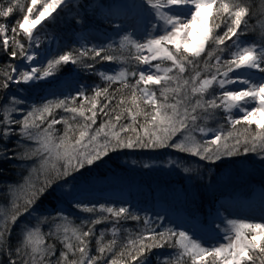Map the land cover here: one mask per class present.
<instances>
[{
  "label": "snow or ice",
  "instance_id": "1",
  "mask_svg": "<svg viewBox=\"0 0 264 264\" xmlns=\"http://www.w3.org/2000/svg\"><path fill=\"white\" fill-rule=\"evenodd\" d=\"M73 4L74 0L0 2V18L5 21L16 9L22 13L11 35L9 25L0 23V53L7 57L0 64V164L27 165L22 182L3 190L7 202L0 203V264H150L153 250L165 248L172 251L157 254L156 264H264V220L228 219L220 229L222 240L211 245L186 230H158L161 225L147 215L143 228L131 232L124 222L139 225L141 217L128 207L88 206L75 200L72 207L90 214L79 224L61 210L38 217L34 226L26 221L18 225L57 189L61 197L71 196L77 174L110 152L171 148L209 163L249 153L264 160V0L255 6L253 0L100 5L105 22L122 33L118 40L81 43L40 63L34 49L41 46V32ZM249 34L255 36L252 41L241 39ZM100 62L120 67L96 72L105 83L93 87L91 95L82 88L75 96L27 110L19 107L26 104L22 97L9 95L11 86L46 81L62 66L91 71ZM113 100L116 104L110 108ZM57 109L70 115L57 119ZM100 114L108 118L94 127ZM125 118L129 122L121 123ZM210 119L226 124L209 128ZM58 124L64 125L62 132ZM45 224L48 232L41 230ZM101 224L110 227L97 234Z\"/></svg>",
  "mask_w": 264,
  "mask_h": 264
},
{
  "label": "trees",
  "instance_id": "2",
  "mask_svg": "<svg viewBox=\"0 0 264 264\" xmlns=\"http://www.w3.org/2000/svg\"><path fill=\"white\" fill-rule=\"evenodd\" d=\"M2 2V0H0ZM23 2V0H22ZM95 2H99L103 5L108 3V0H77L73 4V7L65 10L61 13L54 21L47 24L44 30L40 34L41 46H45L47 37H55L56 42L51 49L50 54L45 58L43 64H46L47 59H51L53 56L59 53L69 50L72 47L79 46L76 40V34L81 33L89 28H101L104 24V20L96 14ZM257 4V0H253V5ZM76 5H79L77 7ZM22 13L19 9H16L7 21L4 18H0V23H7L9 25V35H11V26L14 21L21 17ZM79 18L81 23H77L76 20ZM255 22V21H253ZM108 24V23H107ZM246 41H252L255 36L254 34H249L243 36ZM228 43H231L230 41ZM7 57L0 53V64H3ZM108 62L96 63L95 67L91 71H86L84 69L78 68L75 65L62 66L56 75L52 78L50 82H36L32 85H21V86H11L9 90V95L15 93L16 95L22 97L25 101V105L19 107L25 108L30 105H39L48 100L63 99L65 96L73 95H58V96H46L45 87L48 85L58 84L61 79L67 74L75 73L80 81L85 83L87 86L84 90L88 95H91V89L95 86H103L104 81L101 79L96 72H99L102 65ZM117 65V64H114ZM120 66V65H117ZM133 81V78H129ZM18 87L23 89L18 91ZM118 85H113L112 88H116ZM119 94H117V99ZM102 103H107V101L102 100ZM116 101L113 100L111 107H114ZM55 117L57 119L61 117L68 116L70 114L64 113L62 110L57 109L55 112ZM219 117H223V112H218ZM126 116V114H125ZM103 114H100L97 119L98 127L101 120L107 119ZM127 118L123 119L121 123H128ZM199 123L203 124V121ZM226 124L223 119H210L207 121L206 126L215 129L218 124ZM59 132L64 129L63 124H58L55 126ZM241 126H238V128ZM16 140V137L12 138ZM11 147V144H9ZM254 158H258V162L255 164L256 171L250 172L244 175H236L238 178L233 179L230 173L233 169L237 170L244 167L245 164L251 163L249 161H254ZM179 163V167L176 166ZM254 163V162H253ZM20 164V166H17ZM148 167H144V165ZM184 167L191 169L190 172L185 173L183 171ZM27 165H24L18 161H8L6 163L0 164V203H6V199L3 195V190L7 185L22 182L23 177L27 175L26 171ZM264 160L260 159L258 155L249 153L247 155H238L234 157L222 158L215 163H209L207 161H200L196 157H192L183 153H179L171 148L166 149H122L115 152H110V154L103 158L102 161L92 166L91 168H85L82 174H77L75 181L73 182L76 187L73 189V194L68 197H61L60 190L57 189L55 195H49L46 197L40 205H38L31 216H22L18 225L21 222H27L29 226H34L37 223L38 217L45 214H55L57 211H63V213L68 214L74 221V223L79 224L82 219H86L90 214L78 211L76 208L72 207V202L79 201L82 204L88 206H97L103 204L105 206H111L119 208L121 206L128 207L127 205H122L116 202H110L104 198H100L97 202H87L80 201L76 197L81 192H101L103 188H115L120 187L126 190L130 196V202L133 198H137V202L141 205V208L152 204L155 198L156 192L159 189H163L168 193L171 190L180 188L185 193L186 210L188 213H192L194 216H199L202 220H206L209 215L215 210L214 204L217 198L225 195H231L234 192L241 195H249L251 193L252 187L254 185H264ZM96 181L105 182V187L96 183ZM110 185H107V184ZM104 197V196H100ZM148 203V204H147ZM166 206H171L172 202H163ZM141 217V222L138 225L135 221L124 222V227L131 232H135L140 228H143V218L147 215L156 223L154 217H151L146 212H139L138 210L130 209ZM162 230L163 227H169L166 224L159 223ZM110 227L107 224H101L96 226L97 234L101 230H105ZM41 230L43 232L49 231L48 225H41ZM18 229H13L12 242L16 243ZM110 235H106V239H110ZM51 242V241H49ZM60 245L57 243V249ZM95 239L91 242V250L95 253ZM172 251L170 249H155L152 253V259L150 264H156L155 257L161 252H166L167 254ZM58 254V253H57ZM257 264H260L257 260Z\"/></svg>",
  "mask_w": 264,
  "mask_h": 264
},
{
  "label": "rangeland",
  "instance_id": "3",
  "mask_svg": "<svg viewBox=\"0 0 264 264\" xmlns=\"http://www.w3.org/2000/svg\"><path fill=\"white\" fill-rule=\"evenodd\" d=\"M77 0H74L76 3ZM131 2V0H108L106 5L99 2H95L96 14L104 20L101 14L104 8L98 7L100 5L107 6ZM105 22V20H104ZM104 24L101 28H89L81 33H77L76 40L78 44H87L88 46L106 44L113 40H118L119 35L122 34L112 24ZM120 23V21H116ZM130 30V29H129ZM242 40H245L241 37ZM246 41V40H245ZM55 37H47L45 46L38 49H34L37 53V60L43 63L45 58L50 54L52 47L55 45ZM120 66L106 63L101 66L100 71L111 72ZM52 78L49 77L46 81L50 82ZM87 85L80 81L75 73L66 74L58 84L48 85L45 87L46 96H58L65 94L75 96L79 90L84 89ZM244 167L237 170L233 169L230 173L233 179H238L236 175H244L250 172L256 171L255 164L258 162V158H254V161H249ZM254 162V163H253ZM264 170L262 171V173ZM99 185L105 187V182L96 181ZM107 185H110L109 183ZM104 196V197H100ZM80 201L97 202L100 198H104L110 202L120 203L127 205L129 209L138 210L139 212H146L151 217H154L156 221L162 224H166L171 227H175L177 230H186L190 234H194L196 238L202 240L206 245H211L222 240L223 233L221 228L226 227V220L228 219H245V220H264V185H254L249 195H241L234 192L231 195H225L217 198L214 204L215 210L206 220H202L199 216H194L192 213H188L186 210L185 193L176 188L171 190L170 193L163 189H159L156 192L155 198L152 204H148L141 208V205L137 202V198H133L130 202V196L128 192L120 187L115 188H103L101 192H81L76 197ZM172 202L171 206L164 205L163 202ZM162 218V219H158ZM159 255H167L166 252H161Z\"/></svg>",
  "mask_w": 264,
  "mask_h": 264
},
{
  "label": "water",
  "instance_id": "4",
  "mask_svg": "<svg viewBox=\"0 0 264 264\" xmlns=\"http://www.w3.org/2000/svg\"><path fill=\"white\" fill-rule=\"evenodd\" d=\"M14 63H19V62L17 61V62H14Z\"/></svg>",
  "mask_w": 264,
  "mask_h": 264
},
{
  "label": "bare ground",
  "instance_id": "5",
  "mask_svg": "<svg viewBox=\"0 0 264 264\" xmlns=\"http://www.w3.org/2000/svg\"><path fill=\"white\" fill-rule=\"evenodd\" d=\"M131 30V29H130ZM142 35V34H141Z\"/></svg>",
  "mask_w": 264,
  "mask_h": 264
}]
</instances>
